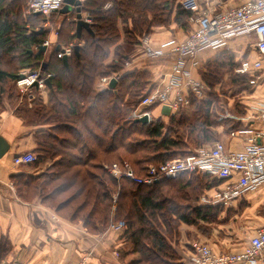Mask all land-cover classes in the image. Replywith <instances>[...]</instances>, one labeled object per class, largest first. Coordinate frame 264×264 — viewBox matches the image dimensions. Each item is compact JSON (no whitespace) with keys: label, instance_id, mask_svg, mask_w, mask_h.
Returning <instances> with one entry per match:
<instances>
[{"label":"trees","instance_id":"1","mask_svg":"<svg viewBox=\"0 0 264 264\" xmlns=\"http://www.w3.org/2000/svg\"><path fill=\"white\" fill-rule=\"evenodd\" d=\"M27 3L0 0V116L5 97L12 107L14 91L11 87L9 94V87L23 71L41 69L42 76L53 77L47 104L39 95L34 109L25 111L41 128L33 152L38 159L27 166L45 168L39 174L12 178L19 197L27 202L38 198L65 220L82 224L94 234L124 222L121 238L132 245L138 258L130 264H180L182 258L171 244L179 241L181 226L203 229L227 209L197 205L218 182L207 175L183 174L145 186L124 177L117 180L105 167L126 162L137 177L144 178L150 165L186 157L203 144L216 142L218 127L234 121L223 119L228 99L214 89L225 84L235 92L249 91L250 77L236 73L242 60L237 62L231 51L219 53L205 66L206 94L200 103L194 100L193 110L152 118L143 125L131 115L151 90V75L127 72L125 62L153 28L172 23L188 28L191 14L175 0H86L82 5L92 18V32L82 30L78 38L73 13L61 22L57 40L53 38L60 48L82 44L66 66L55 48L47 59L37 49L49 34L41 15H24ZM107 3L112 8L105 10ZM56 15L51 16L52 22ZM110 76L116 77V88L98 89V81ZM240 128L234 123L229 132ZM11 251L10 241L0 234V264H5Z\"/></svg>","mask_w":264,"mask_h":264},{"label":"built area","instance_id":"2","mask_svg":"<svg viewBox=\"0 0 264 264\" xmlns=\"http://www.w3.org/2000/svg\"><path fill=\"white\" fill-rule=\"evenodd\" d=\"M79 1L83 3L86 0ZM64 3L65 0H28L24 15L39 13L45 20L46 28L51 24L50 17L58 14ZM221 4L222 0H181L182 9L191 14L189 21L195 26V30L184 41L172 38L157 48L148 40L143 41L146 57L152 60L172 61V67L170 74L164 77L159 86H152L143 97V101L133 111L132 119L148 116L151 121L153 110L160 107L169 108L171 114L175 115L188 108L191 99L204 98L206 83L194 76L195 68L199 70V53L204 50L227 51L231 41L240 37H255L257 41L253 48L254 58L242 60L236 73L249 76L251 88L256 86L258 79L264 78V0H250L225 11L221 9ZM86 21L91 22L92 19L87 17ZM52 46L51 37H47L40 47L49 50ZM75 47V44L62 47L57 57L59 59L70 57ZM50 77L53 75L42 76L41 69L26 70L21 73L16 84L22 93L32 89L45 92L46 81ZM113 79L116 80V77H105L101 80V87L110 85ZM252 108L257 119L264 124V103L260 102ZM230 117L236 124L251 118L248 116L237 118L231 115H226L225 118ZM230 135L232 138H243L241 151H228L225 143L220 141L206 144L186 157L177 158L160 166L150 165L148 175L144 178L137 177L126 162L121 166L112 164L105 167V170L117 180L124 177L145 186L175 179L183 174L207 175L213 181H217L219 186L205 192L201 206L232 207L234 201L256 192L264 185V131L240 128L232 131ZM37 159L36 154L29 152L18 154L12 160L15 166L20 167L33 164ZM125 227L126 224L119 221L110 224L108 230L120 233L124 232ZM255 232L249 245L236 254L219 256L213 252L209 244L194 241L191 245V256L187 260H181L180 264H264V225ZM113 254L116 258L120 257L117 250Z\"/></svg>","mask_w":264,"mask_h":264},{"label":"crops","instance_id":"3","mask_svg":"<svg viewBox=\"0 0 264 264\" xmlns=\"http://www.w3.org/2000/svg\"><path fill=\"white\" fill-rule=\"evenodd\" d=\"M247 1L250 0H222L220 7L225 11L229 8L238 7ZM179 5L181 6V0H179ZM110 8H112V5L107 3L104 9L108 10ZM73 13H75L74 19L77 22L75 8L66 16L59 13L58 19H61L62 22L64 18H69ZM89 16L90 13L84 11L82 6L83 19L86 21L87 17L90 18ZM61 22L58 23L59 26L57 28H53L51 27V20L49 27L45 28L53 44L45 53V59L51 55L54 48L57 51L61 50L55 44ZM187 22L189 24L188 28L184 29L178 27L176 23H172L167 28L158 26L153 28L151 34L140 40L141 45L132 49L133 53L130 55L132 59L125 62V70L127 72L134 70L148 71L151 75L149 85L153 87L159 86L164 77L170 74L172 61L164 59L152 60L146 57L144 55L143 41L148 40L155 48L172 38L177 41H184L195 30V26L189 20ZM89 23L91 25L92 21ZM119 30L124 38L121 22H119ZM53 38L56 39L54 42ZM245 39H255V41L253 44L243 45ZM256 40L255 37H240V39L232 40L227 51L240 55L239 61L252 60L255 55L253 48ZM78 45L82 44L78 43ZM58 48L60 49L58 50ZM221 52L226 51L204 50L200 52L198 57L200 62L199 70L195 68V78L202 79L201 75L206 70L204 69L206 64ZM101 80L96 85L98 89H101V91L112 89L110 85L101 87ZM258 80L255 87L242 94L238 103L234 104V106L230 105L232 103L224 106L227 115L234 116L230 108L232 106L237 108L236 106L239 105L242 107L244 115L236 117H251L239 123L241 129L251 128L264 131V124L257 119V115L253 111L254 108H252L260 102L264 103V78ZM46 89L45 92L38 91L40 98L45 104H47L50 96V89L47 87ZM194 100L196 99H191V104L188 108L181 111L188 112V110H193L195 107L193 104L195 103ZM199 101L201 102V100H197V104L200 103ZM163 108L154 109L153 118H170L174 116L172 114L170 116L166 115L162 112ZM6 111L0 116V136L3 137L10 148L7 154L0 159V234L10 241L12 251L7 257L5 264H130L132 261L137 260V256L131 250L132 245L121 238L123 232L107 230L102 233H91L82 224H75L65 220L53 209L43 205L38 198L27 202L19 197L12 178L19 174H39L43 169H32L29 166L17 167L13 164L12 159L18 154L33 153L35 151L38 146V132L41 128L28 126L22 118L23 116L15 114L16 109L10 108ZM225 117L226 115L223 116V119H227ZM45 129L49 131V128L45 127ZM218 130H222V128L218 127ZM218 132L220 134L219 137L225 141L228 151H241L244 143L243 138H232L230 135L232 131L229 134ZM247 202L249 206L245 205ZM197 205L200 206V202ZM224 207L227 209H224L225 211L220 214L218 221L207 224L203 229L197 226H181L179 241L177 244H170L182 260H187L191 256V245L194 241L209 244L213 252L219 256L243 251L249 245L250 239L256 234L255 231L264 225V185L256 192L247 194L234 201L232 207ZM115 250L120 253L119 258L114 256Z\"/></svg>","mask_w":264,"mask_h":264},{"label":"rangeland","instance_id":"4","mask_svg":"<svg viewBox=\"0 0 264 264\" xmlns=\"http://www.w3.org/2000/svg\"><path fill=\"white\" fill-rule=\"evenodd\" d=\"M175 1H178L179 2V0H175ZM71 11H72V8H71V6L70 5H68V4H66V3H64L63 5H62V8L60 9V11H59V13L60 14H62V15H64V16H66V15H68L69 13H71ZM58 13V14H59ZM56 17L57 18H55L54 20V22H52V25H51V27H53V28H57L59 25H58V23H60L61 22V19L59 20L58 19V15H56ZM51 18V17H50ZM57 19V20H56ZM53 32V31H52ZM254 41H255V39H245L244 40V44L243 45H246V44H248V43H250V44H253L254 43ZM257 41V40H256ZM166 42V41H165ZM237 46V45H236ZM235 58H236V61L238 62V60H240V55H236L235 54ZM204 69H206V67L204 68ZM207 70V69H206ZM232 72H233V70H232ZM202 77H203V73H202V75H201ZM226 79H227V77L225 78V81H226ZM11 87H12V91H14V93H13V99L11 100L12 102H11V106L12 107H10L9 105H7V104H9L8 103V101H6L7 100V98L5 97V107H4V112H7L6 110H8V109H16V112H15V114L17 115H20V116H23L22 118L25 120V123L28 125V126H30V127H34L35 126V122H37V119H36V121L33 119V116H32V114H30V116H29V113L28 114H26L25 115V111L26 110H31V109H34V107H33V104H34V101L35 100H37L38 98H39V94L38 93H36L35 91H29V92H27V93H22V91L21 90H19V88H18V86H17V84L16 83H14V84H12L10 87H9V94L10 93H12V91H10L11 90ZM240 87H241V85H240ZM214 90H216L217 91V93H218V95L220 94V95H223V93H221V91H223L224 92V98L225 99H228V101L227 100H225L226 101V104H229V103H232V104H230V105H233L234 106V104H236V103H238L239 101H240V98H241V96H242V94L244 93V92H248L247 90L246 91H244V92H235L233 89H230V87L229 86H227V85H225V84H219V85H217V88L215 87V89ZM250 90V89H249ZM242 93V94H241ZM32 105V106H31ZM233 106L230 108L231 109V112H232V114L236 117V116H238V117H241L240 115H242L243 114V110L241 109H238V108H233ZM23 108H26V109H23ZM19 109H22L20 112H19ZM189 111V110H188ZM224 115H227V113H225L224 112ZM223 115V116H224ZM233 122H230V123H227V124H224V125H222V126H220L219 128L221 129L222 128V130H218V131H221V132H225L227 129H228V133L227 134H229L230 132V128L231 127H233ZM36 127V126H35ZM37 128V127H36ZM216 142L217 141H220V142H225L224 140H223V138H217V140H215ZM215 143V142H214ZM195 149V148H194ZM193 149V150H194ZM197 149V148H196ZM195 149V150H196ZM194 150V151H195ZM193 151V152H194ZM45 167H42V169H44ZM127 179V178H126ZM212 194V193H211ZM204 196H205V194L202 196V199L204 198ZM202 199H201V201H199L200 202V205H201V202H202ZM245 205L246 206H249L248 205V202L247 203H245ZM48 207V206H47ZM253 218H255L254 216H253Z\"/></svg>","mask_w":264,"mask_h":264},{"label":"water","instance_id":"5","mask_svg":"<svg viewBox=\"0 0 264 264\" xmlns=\"http://www.w3.org/2000/svg\"><path fill=\"white\" fill-rule=\"evenodd\" d=\"M225 1V0H223ZM65 3L70 5L71 8H75L76 9V19H78L77 21V37L80 38V35H81V31L82 30H89V32H92L91 29H90V23L87 21H85L82 17V2L79 1V0H65ZM37 16H39L40 14L37 13L36 14ZM44 32V29H40L39 30V34H42ZM40 51L43 52V53H46L47 52V49L44 48V47H40ZM60 48H58L59 50ZM79 49H80V46L76 45L75 47V51H76V54H78L79 52ZM63 61L65 62L66 66H68L69 64V61H68V58L67 57H64L63 58ZM116 84H117V81L115 79H113L111 82H110V86L112 89L116 88ZM46 85L47 87L49 88L50 87V80L48 79L46 81ZM162 112H164L166 115H171V112L169 110V108L167 107H164ZM137 122L143 124V125H147L149 123V118L148 116L147 117H143V118H140V119H136ZM9 145L8 143L3 139L2 136H0V159H2L8 152L9 150Z\"/></svg>","mask_w":264,"mask_h":264}]
</instances>
